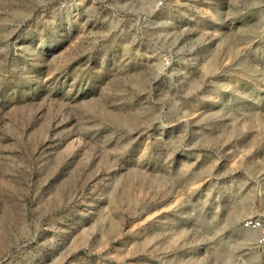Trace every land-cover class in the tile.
Segmentation results:
<instances>
[{"label":"rangeland","instance_id":"1","mask_svg":"<svg viewBox=\"0 0 264 264\" xmlns=\"http://www.w3.org/2000/svg\"><path fill=\"white\" fill-rule=\"evenodd\" d=\"M257 215L264 0H0V264H264Z\"/></svg>","mask_w":264,"mask_h":264},{"label":"built area","instance_id":"2","mask_svg":"<svg viewBox=\"0 0 264 264\" xmlns=\"http://www.w3.org/2000/svg\"><path fill=\"white\" fill-rule=\"evenodd\" d=\"M161 5V3H159ZM163 65L168 67L170 65V61L168 59L163 60ZM241 227L243 230L254 234L255 243L259 247H264V216L257 215L244 219L242 221Z\"/></svg>","mask_w":264,"mask_h":264},{"label":"bare ground","instance_id":"3","mask_svg":"<svg viewBox=\"0 0 264 264\" xmlns=\"http://www.w3.org/2000/svg\"><path fill=\"white\" fill-rule=\"evenodd\" d=\"M247 211V207L246 206H241V207H239V211H238V213L236 214H233V219H236V218H238V217H240V216H242L245 212ZM237 221V220H236Z\"/></svg>","mask_w":264,"mask_h":264}]
</instances>
